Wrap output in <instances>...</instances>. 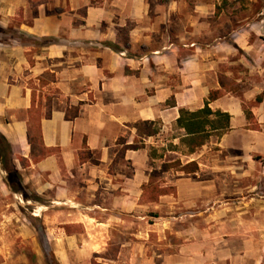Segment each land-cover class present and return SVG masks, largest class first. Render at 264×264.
Here are the masks:
<instances>
[{
	"label": "crops",
	"instance_id": "crops-1",
	"mask_svg": "<svg viewBox=\"0 0 264 264\" xmlns=\"http://www.w3.org/2000/svg\"><path fill=\"white\" fill-rule=\"evenodd\" d=\"M175 25L174 0H0V133L24 193L5 181L0 192L37 205L41 229L25 237L41 236L59 264L89 253L101 264H238L211 235L218 210L209 208L227 193L225 170L206 163L205 145L188 153L177 125L180 110L199 111L221 90L224 46L188 42L186 23ZM209 107L231 115L230 134L247 124L232 94ZM38 121L48 155L33 162L29 130ZM176 162L199 170H161ZM152 184L169 191L146 202Z\"/></svg>",
	"mask_w": 264,
	"mask_h": 264
},
{
	"label": "rangeland",
	"instance_id": "rangeland-1",
	"mask_svg": "<svg viewBox=\"0 0 264 264\" xmlns=\"http://www.w3.org/2000/svg\"><path fill=\"white\" fill-rule=\"evenodd\" d=\"M174 23L175 31L186 23V30L191 33L187 35L188 42L210 50L224 46L226 61L219 64L218 80L220 86L221 83L225 86L220 92L222 96L234 95L242 103L245 115H251L246 126L234 129L232 134V130L222 136L215 134L212 142L205 145L209 150L206 163L225 170L220 173L228 184L226 195L209 208L211 212L218 210L211 221V235L218 233L221 245L234 249L238 264H264V125L258 123L260 117L264 119V0H174ZM256 107L261 110L259 118L251 111ZM180 134L174 128V137ZM174 148L179 153L185 152L180 146ZM170 156L177 158L176 154ZM170 166L178 168L175 163ZM213 175L218 176L217 173L210 176ZM7 177L0 163V181L7 182ZM154 181L161 183L162 176L158 173ZM3 192H0L3 249L0 262L49 264L51 252L43 248V238L25 237L29 236V228L37 233L41 229V220L34 218L37 205ZM171 238L167 237V241ZM151 243H159L157 235L152 233L148 240ZM167 251H174V246ZM156 253L155 250L148 255ZM98 258L96 254H83L76 264H101Z\"/></svg>",
	"mask_w": 264,
	"mask_h": 264
},
{
	"label": "trees",
	"instance_id": "trees-1",
	"mask_svg": "<svg viewBox=\"0 0 264 264\" xmlns=\"http://www.w3.org/2000/svg\"><path fill=\"white\" fill-rule=\"evenodd\" d=\"M220 12L221 8L218 7L217 15H219ZM1 33H5V31L0 27V34ZM224 86V83H221L222 89H224ZM222 95L223 92L220 91L211 92L205 102V107L199 111L190 112L185 109L180 110V118L177 121V125L186 132L185 137L182 139V144L187 148L188 153H195L199 148L206 145L215 134L222 136L230 130L231 115L221 111L214 112L209 107L210 102L215 101ZM246 116L249 118L251 115L246 113ZM146 125L148 124L146 123ZM29 132L30 144L32 145L31 159L33 162H38L48 155V150L43 146L40 136V122L38 121L35 127L31 126ZM151 134H154V131L149 130L148 135ZM132 147L136 148L135 146ZM13 160L14 154L12 147L7 139L0 133V163L7 173V183L14 193L22 194L24 193L22 178L13 165ZM20 160L22 162L26 161L23 158H20ZM175 165L188 174L196 173L199 170L196 162H192L185 167L182 166L180 162H176ZM171 167L174 166L163 165L161 170L166 171ZM157 174L158 173L154 171L151 180H153ZM167 191L168 190L160 189L159 186H153L152 184V188L148 187L146 189L144 200L146 202L158 201L159 197L164 195ZM49 264H59L52 253L49 255Z\"/></svg>",
	"mask_w": 264,
	"mask_h": 264
}]
</instances>
